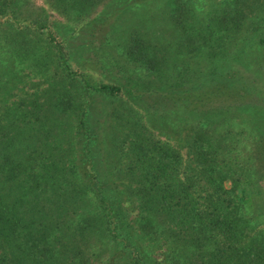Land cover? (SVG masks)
Returning <instances> with one entry per match:
<instances>
[{"label":"trees","instance_id":"1","mask_svg":"<svg viewBox=\"0 0 264 264\" xmlns=\"http://www.w3.org/2000/svg\"><path fill=\"white\" fill-rule=\"evenodd\" d=\"M102 1L46 0L69 21L82 20ZM167 4L174 40L163 45L132 30L124 52L161 84L154 90L157 97L173 107L182 97L160 89L175 91L187 82L192 65L177 70L170 61L176 52L168 47L172 43L181 50L182 65L196 56L194 63H206L208 74L217 55L237 57L255 41L264 48V0L252 15L246 0H229L201 16L190 0ZM41 20L19 17L14 0H0V26L13 31L6 36L14 43V55L29 59L31 54L35 65L55 62L62 74L27 101H9L10 94H1L0 88V264H264V237L245 215L249 198L261 194L263 170L241 164L232 153L239 139L231 124L223 122L229 112L243 109L217 108L205 99L200 106L194 98L182 101L190 106L189 114L179 119L192 131L172 146L125 120L127 114L134 116V100L126 112L116 107L115 115L111 111L108 116L113 141L101 148L103 168L90 142L80 152L82 159L74 158L67 144L73 126L67 119L77 105L61 84L65 79L74 82L77 73L84 84L77 137L84 133L93 94L119 97L123 87L92 84L74 72L65 46ZM30 34L33 38H26ZM38 36L55 48L56 60L39 47ZM39 48V53L32 52ZM253 123L264 125L262 115ZM128 203L135 206L132 213Z\"/></svg>","mask_w":264,"mask_h":264},{"label":"rangeland","instance_id":"2","mask_svg":"<svg viewBox=\"0 0 264 264\" xmlns=\"http://www.w3.org/2000/svg\"><path fill=\"white\" fill-rule=\"evenodd\" d=\"M14 1L19 17L43 19L50 24L56 41L65 46V56L69 59L68 64L74 72H81L82 76L92 84L119 83L123 87V93L119 97L93 94V102L86 111L89 122L86 120L84 133L77 137L74 127L76 116L80 113L77 107L83 100L84 91L81 87L84 84L78 73L75 75L74 82L65 79V83L61 84L69 90L73 102L77 105L68 114L67 119L69 126L71 124L73 126L67 144L72 149L74 158L79 157L81 160L80 152L84 154L83 146L90 142L92 151L96 152L97 164L103 168L105 161L101 148L105 145L110 146L113 141V133L108 127V116L116 107L126 112V107L129 104L132 105V102L134 104V100H138V106L134 104L135 107H131L134 110L131 112L134 116L127 114L125 120L131 121L133 126L141 130L140 132L159 139L162 143L176 146L182 143L192 131L179 119L180 115L185 117L189 114L187 111L190 106H185L186 102L182 101L194 98L195 104L192 103L191 106L193 104L200 106L205 99L208 105L217 108L243 109L239 114L232 115V112H229L226 115L227 118H223L224 125L230 123L234 137L239 139L236 143L237 148L232 153L238 154L243 166L263 170L264 174V163L259 161L260 157H264V150L260 149L261 139L264 140V125L253 123L257 122L260 114L264 119V99L261 97V93H264V48L261 43L253 42L237 57L227 56L222 59L220 55H217L214 61L215 68L210 74L208 70H205L206 63L201 62L200 67L199 64L194 63V60L198 58L193 55H190L188 62L182 65L180 48L175 45V42L169 45L170 51L176 49L178 53L172 51L170 60L177 70L181 71L184 66L192 65L185 74L187 82L180 83L175 91H171L169 86L160 89L170 97H182V101H178L177 106L173 107L167 104V101L157 97L154 90L161 84L155 83L153 78L146 75L144 70L132 62L124 52L125 39L132 30L163 45L174 40L168 19L167 0H104L79 21H69L59 16L49 7L46 0ZM190 1L194 10L201 16L229 0ZM250 1L246 0L249 6L247 13L252 15L260 9L258 4L262 0H255L254 3H257L255 6ZM10 33L13 34L10 28L0 26V72H2L0 88L4 90L1 94L9 93V101H17L20 98L27 101L32 96H39L47 88V83L57 80L62 74L55 66V62L49 61L47 66L35 65L31 54L29 59L14 55L15 49L12 47L14 43H9V37L6 36ZM26 38H33V36L30 34ZM34 39L39 47L56 60L55 48L48 44L43 36ZM39 51L41 48L36 52L32 50L34 53ZM179 81L184 80L179 79ZM253 87L260 93L256 94ZM254 106L260 108L257 109L259 112L251 110ZM77 109L79 112L76 111ZM138 112L141 114H137ZM113 114L115 115L114 112ZM159 114L164 115L162 120L156 118ZM93 144L98 149L93 148ZM258 184L259 190H262L261 194L252 195L249 198L245 215L251 221V225L259 229L264 237V177L260 178ZM127 207L130 213L135 211L131 209L135 207L134 205L128 203ZM108 245L109 243L106 242V246Z\"/></svg>","mask_w":264,"mask_h":264}]
</instances>
